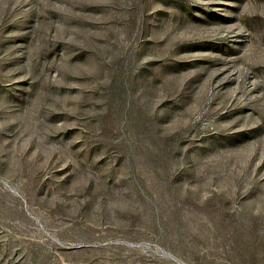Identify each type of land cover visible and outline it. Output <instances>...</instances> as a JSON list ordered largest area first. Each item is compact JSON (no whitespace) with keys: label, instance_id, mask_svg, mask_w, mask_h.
I'll return each instance as SVG.
<instances>
[{"label":"rangeland","instance_id":"1","mask_svg":"<svg viewBox=\"0 0 264 264\" xmlns=\"http://www.w3.org/2000/svg\"><path fill=\"white\" fill-rule=\"evenodd\" d=\"M0 264H264V0H0Z\"/></svg>","mask_w":264,"mask_h":264}]
</instances>
